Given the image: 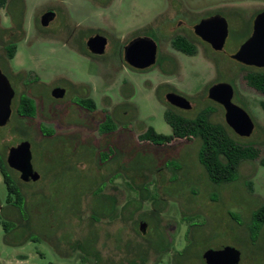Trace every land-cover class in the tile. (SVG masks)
I'll return each mask as SVG.
<instances>
[{"label": "rangeland", "instance_id": "obj_1", "mask_svg": "<svg viewBox=\"0 0 264 264\" xmlns=\"http://www.w3.org/2000/svg\"><path fill=\"white\" fill-rule=\"evenodd\" d=\"M232 1L197 0V22L205 9ZM170 3L17 0L13 13L9 6H0V35L10 29V41L16 45L12 58L0 47V67L12 82H31L46 99H41L43 104L39 99V114L20 117L18 85L11 118L0 126V156L24 198V209L7 203L9 192L0 171V264H206L204 252L229 245L241 251L240 264H264V225L253 218L264 205V94L246 80L250 71L264 67L232 59L244 35L231 36L223 52L198 37L197 56L172 50L175 32L165 33L167 39L159 34ZM246 4L253 11L264 0ZM46 8H53L56 17L42 27L39 16ZM18 19L21 32L15 30ZM189 20L194 22L193 17ZM97 33L107 38L106 50L88 54L86 41ZM136 36L159 41L161 55L167 52L169 58L142 70L131 67L123 48ZM8 40L7 35L0 37L1 44ZM220 81L234 86V101L256 124L250 137L231 129L232 134L256 148L258 156L242 161L234 181L218 184L200 162V138L157 144L140 136L150 127L171 135L168 110L195 117L211 107L210 119L227 124L224 107L208 96L209 87ZM56 82L67 87L66 99L58 102H95L84 144L68 145L65 134L43 136L58 131L59 122L40 125L55 115L50 97ZM171 90L188 97L193 108H171L165 100ZM116 105L121 136L113 151L102 135L96 138L102 127L96 130ZM59 119L68 122L66 116ZM23 140L31 142L38 180L24 181L7 164L9 149ZM5 220L11 223L8 229Z\"/></svg>", "mask_w": 264, "mask_h": 264}, {"label": "flooded vegetation", "instance_id": "obj_2", "mask_svg": "<svg viewBox=\"0 0 264 264\" xmlns=\"http://www.w3.org/2000/svg\"><path fill=\"white\" fill-rule=\"evenodd\" d=\"M16 1L17 0H7L6 4L4 6H9V9L11 11V9H13V3L15 4ZM21 1L23 2L24 0H21ZM246 3H247V0H240V1L236 0L235 2L232 1V3H230L228 5H225V6H216V7L207 8V9H205L202 12L203 16L197 22V0H171V3L169 4V6H168V8H167V10L165 12L166 15H167L166 16L167 20L165 21L166 24L161 28V31L159 33L160 34V39L161 38L167 39L166 36H165V33L169 34L170 32H175L174 36L170 38V44L172 46L171 49L175 50V51H178V52H181V53H186L185 51H183L182 49H179L174 44L176 41L179 40L183 44L186 43V44L192 45L194 50H195L194 54H188V53H186V54L197 56V37L202 42H204L205 44L210 46L214 51L223 52L225 50V48L227 49L228 40L230 39L231 36H235V35L238 34L239 37H241V36L244 35V38L241 39L242 40L241 43L239 42L240 38L238 40V42L240 44H239V46L236 49V52H237L241 48L242 44L245 41H247L252 36V34L254 33V29H255V21H256V19H257L259 14L264 12V5L261 6L260 8L256 7L254 9H251L253 11H250L249 8L247 7ZM0 6H2V5H0ZM11 13H13V10L11 11ZM47 13H50L52 17L50 18L48 23L45 24L43 22L44 21L43 20V16L45 14H47ZM55 17H56L55 10L53 8H46V9H44L41 12V15L39 16V24L42 27H47V26H49L51 24V22L55 19ZM191 17L194 18V22L193 23H191V21L189 20ZM223 18L225 19V21L227 23L228 35H227V37L225 39V43L223 45V48L220 49V50H216V49H214L212 43H210L209 41H207L206 39H204L201 35H199L197 33V25L201 21H203L205 19H213V22H212V24H211V26L209 28L210 29L209 31L212 34L213 33L214 34H218L219 32H221L222 24L225 23ZM170 26H172L173 28H171ZM15 30L20 31V32L22 30V23H21L20 19H18V23H15ZM9 31H10V29L5 28V29H3L1 31V35H0V37H2L3 35H7L8 39H9L8 42L5 43V44H1L0 43V47L1 46H5L6 50L8 48V45L15 44L12 41H10L13 37H12V35L10 36V32ZM168 31H170V32H168ZM191 34H193V35H191ZM95 35H100V36H102V37H104L106 39L105 49L103 51V53H104L105 50H106V47H107V43H108L107 38L104 35H102L101 33H97V34H94L92 36H95ZM92 36H90V37H92ZM139 37H147V36H136L130 42L126 43L124 48H123L124 60L126 61L127 64H129V62L127 61V59L125 57L126 47L134 39L139 38ZM89 38L86 41V51L88 52V54H91V55H101V54H103V53H100V54L93 53L89 49V47H88ZM148 38H151V37H148ZM151 39H153V38H151ZM153 40L155 41V39H153ZM155 42L157 44V57H156V62L155 63H157L160 60L162 62L166 61L169 58L168 53L166 52V55H164V57H163L161 55V49H160V45H159L160 42L159 41H155ZM234 54L231 55L232 59L242 63L241 61H239L238 59H236L234 57ZM242 64H244V63H242ZM244 65H246V64H244ZM130 66L133 67L132 65H130ZM246 66H250V65H246ZM133 68H135V67H133ZM258 68H263V67H258ZM0 69H1V67H0ZM136 69H138V68H136ZM1 71H2V69H1ZM261 71H263V70H261ZM7 78L9 79L12 87L15 90V96L13 98V101H14L16 95L18 94L17 86L20 85V84L22 86V90L19 93L18 109H19V106H20L21 98L24 97V96H28V97H30V98H32L34 100L35 108H36V115L39 114V99L40 100L41 99L42 100H46V99L42 98V96L40 94H38L37 90L34 89V86L32 85V83L31 82L30 83L24 82L22 80V78H21V80L20 79L19 80H14L15 82L14 81L12 82L8 76H7ZM29 92H35V94L31 95ZM55 92L57 94L58 93L61 94L63 92L62 93L63 95L57 97L55 95ZM168 92H175V93L181 94V93H179L176 90H171V91H168ZM166 94H165V100H166ZM181 95H183V94H181ZM66 96H67V87L65 86V84H63L61 82H56L54 84V86L52 87V89H51V97H50L51 98L50 109H51L53 115L54 114L55 115L52 118H50V119L41 120L42 122H40V125L44 123L45 127H47L49 125H51V126H53L54 124L56 125V123L59 122L58 125H57L58 126V131L54 130V132L52 134L48 133V134L43 135V136L44 137H54V136L59 135V134L60 135H64L65 134V135H67L66 136V138H67L66 140H68L67 141L68 145L71 142H73V141L75 142V145L84 144L85 140H86V136L88 135L87 132L90 130V128H89L90 127V125H89V122H90L89 114L91 112H95L96 111L95 102L92 99H90V98H86V99L85 98H78L76 101H74V100H66V101H63V102H58L60 100L66 99ZM183 96H185V95H183ZM234 97H235V94H234ZM234 97H233V101H234ZM13 101H12V112H13ZM90 101H92L94 103V107H90L89 106V104L91 103ZM166 102L168 104H170L171 108H173V109L184 110V109H181V108H179L177 106L172 105L167 100H166ZM42 104H43V101H42ZM119 105H116L113 108L112 111L104 114L105 117H104L103 121L101 123H99L98 128L96 130L98 132L99 131V127L100 128L102 127V131H99V133L96 134V138L98 139L99 135H102L103 138L108 140L107 144H106L107 145L106 148L110 147V148L113 149V151L115 149L116 140L118 141V138L121 136V135L118 134V130H117L118 127L121 128V124L117 121V119L115 117V110L118 109ZM192 108H193V104H192ZM42 109H44V106H42ZM18 115L20 117H28V116H25V115L20 114V113H18ZM65 116L68 118V122H65V124H63V123H61L62 120H60L59 118L61 117V119H62ZM72 116H74V118L71 120ZM106 119H109L110 123H109V125H107L105 127V126H102V125H103V123H104V121ZM255 127H256V124H255ZM65 128H67V129H65ZM178 139H189V138H178ZM23 141H28V140H23ZM21 142L22 141H20V143ZM31 149H32V147H31ZM102 157H103V155L100 154V158L101 159H102ZM110 157H111V155L108 156V158H110ZM169 160L176 161L174 159H169ZM7 164H8V161H7ZM13 169L16 172L19 173V176L21 178L22 172L20 170L15 169V168H13ZM33 170L36 171L35 169H33ZM29 181H32V179L30 178L27 182H29ZM12 205H14V203H12Z\"/></svg>", "mask_w": 264, "mask_h": 264}, {"label": "water", "instance_id": "obj_3", "mask_svg": "<svg viewBox=\"0 0 264 264\" xmlns=\"http://www.w3.org/2000/svg\"><path fill=\"white\" fill-rule=\"evenodd\" d=\"M47 13L43 16L45 24L51 18ZM225 21V19L223 18ZM213 19H205L197 25V33L204 39L212 43L214 49L223 48L228 35L227 23L222 24L221 32L212 34L209 30ZM106 39L100 35L89 38L88 47L93 53H103ZM125 57L130 65L138 69H146L156 62L157 44L148 37L134 39L125 51ZM234 57L242 63L250 66L264 67V12L258 15L255 21V29L252 36L245 41L241 48L234 54ZM63 93V92H62ZM55 95L57 97L63 94ZM235 94L234 86L229 82H217L208 89V96L213 101L221 104L225 109V120L227 125L239 136L249 137L255 130V122L248 111L241 105L233 101ZM15 90L7 76L0 69V126L8 123L12 115V101ZM166 100L174 106L184 110L192 109V102L187 97L168 92ZM8 164L22 172L21 178L24 181L38 180L40 175L33 169L32 150L29 141H22L16 146H12L7 156ZM146 223L142 222L140 228L145 230ZM206 264H240L241 251L235 246H225L220 249H209L203 254Z\"/></svg>", "mask_w": 264, "mask_h": 264}, {"label": "trees", "instance_id": "obj_4", "mask_svg": "<svg viewBox=\"0 0 264 264\" xmlns=\"http://www.w3.org/2000/svg\"><path fill=\"white\" fill-rule=\"evenodd\" d=\"M7 0H0V5L4 6ZM179 49L188 54H194L195 50L192 45L183 44L179 40L174 43ZM16 45L10 44L7 48V54L10 58L14 57ZM248 84L260 93L264 94V71H250L246 75ZM90 107L94 103L90 101ZM18 112L28 117L36 115L34 100L28 96L21 98ZM212 108L202 109L195 117L168 110L166 120L171 125L173 132L171 135L157 133L154 128H149L140 137L151 140L157 144L170 143L178 138L201 139L199 150L200 162L205 167L209 178L214 183H228L234 181L239 175V166L244 160L255 159L258 156V150L252 145H246L238 141L232 134L231 128L227 124L213 122L210 119ZM104 121L102 126H107L110 120ZM109 122V123H108ZM0 171L8 188L7 203H13L18 208L24 209V198L21 190L13 181L4 166L0 156ZM2 213L0 211V220ZM256 224L264 225V205L253 214ZM6 229L9 228L10 222L3 221Z\"/></svg>", "mask_w": 264, "mask_h": 264}]
</instances>
